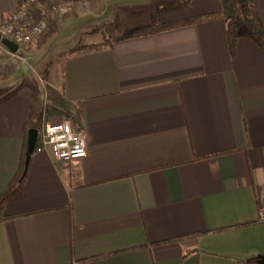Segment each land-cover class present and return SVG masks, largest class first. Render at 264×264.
<instances>
[{
	"label": "crops",
	"instance_id": "crops-1",
	"mask_svg": "<svg viewBox=\"0 0 264 264\" xmlns=\"http://www.w3.org/2000/svg\"><path fill=\"white\" fill-rule=\"evenodd\" d=\"M20 1L0 0V20ZM247 1L252 22L237 27L233 53L227 0L31 7L28 17L48 20L43 37L58 58L46 69L53 114L70 118L87 152L64 162L35 151L14 180L27 130L44 116L23 89L0 97V264H259L264 45L252 34L264 43V0ZM206 14L217 17L121 38ZM70 35L111 41L70 45Z\"/></svg>",
	"mask_w": 264,
	"mask_h": 264
},
{
	"label": "built area",
	"instance_id": "built-area-1",
	"mask_svg": "<svg viewBox=\"0 0 264 264\" xmlns=\"http://www.w3.org/2000/svg\"><path fill=\"white\" fill-rule=\"evenodd\" d=\"M39 0H21L7 20H0V68L4 64L20 58V53L11 51L1 40L5 37L26 49L37 36L48 28L49 22L44 17H28L31 7ZM61 10L65 6H61ZM38 129V138L34 152L50 150L54 158L64 162H78L86 155V143L82 133L76 130L71 120L43 121ZM258 221L264 222V208L258 211Z\"/></svg>",
	"mask_w": 264,
	"mask_h": 264
},
{
	"label": "rangeland",
	"instance_id": "rangeland-1",
	"mask_svg": "<svg viewBox=\"0 0 264 264\" xmlns=\"http://www.w3.org/2000/svg\"><path fill=\"white\" fill-rule=\"evenodd\" d=\"M228 1L232 2L231 8H229L230 11L235 13L238 10V3L240 0H227V2ZM111 26L113 28L115 27L116 33H118V25L111 24ZM46 32L47 31L40 36L41 39L39 41L32 40L26 49L22 50V48L19 47L17 52H21L20 58L1 66L0 97L10 92L23 89L27 94H32L34 100L36 99L37 102L39 101L41 103L40 111L44 116V121H58V115L53 114L56 112L51 106L54 97L51 88L46 84V81H49L47 77L48 70L46 69L50 68L51 63L57 61L58 58L55 56L54 48L48 44V38L43 37ZM64 40L65 43L67 42L71 45L76 42L89 43L92 41H104V38L93 37L86 40L83 35H81L80 38L70 35ZM40 79L41 81H39ZM68 118V116H65L64 119L61 120H67Z\"/></svg>",
	"mask_w": 264,
	"mask_h": 264
},
{
	"label": "trees",
	"instance_id": "trees-1",
	"mask_svg": "<svg viewBox=\"0 0 264 264\" xmlns=\"http://www.w3.org/2000/svg\"><path fill=\"white\" fill-rule=\"evenodd\" d=\"M238 6H239L238 10L235 13L226 17V36H227V42H228L229 49H230L231 53L234 52L235 42H236V38H237V31H236L237 27L239 25H243V24L250 26L251 22H252L251 19L249 18V12L251 10V5L248 3V1L247 0H240V2L238 3ZM216 17H217L216 14H206V15H197L194 17L185 18V19L176 20V21H171V22L150 23V24L135 28V29L127 32L126 34L121 36V38H129V37H135V36H141V35L154 34V33L160 32V31H165V30L176 28V27H181V26L195 24V23H199V22H203V21H208V20L214 19ZM252 35H253L254 40L259 45H262V46L264 45L262 38H261V32L260 31L255 32ZM110 41L111 40H104L101 42H96V43L90 44L88 47L106 44V43H109ZM19 53L21 55V52H19ZM25 150H26V140H25L24 149H23L22 154H21L20 166H19V169H18V171L14 177V180L22 178V172L24 170ZM4 199H5V197H2L0 199V221L6 219L8 217L3 213ZM182 237L183 236L169 238V239L163 240V242L180 240V239H182ZM107 255H102L100 257H104Z\"/></svg>",
	"mask_w": 264,
	"mask_h": 264
},
{
	"label": "water",
	"instance_id": "water-1",
	"mask_svg": "<svg viewBox=\"0 0 264 264\" xmlns=\"http://www.w3.org/2000/svg\"><path fill=\"white\" fill-rule=\"evenodd\" d=\"M1 40L11 51H17L18 46L16 43L5 37L1 38ZM37 138H38V129L36 127L29 128L27 130L24 170L22 172V177L25 175L27 171L29 160L34 152ZM257 259L259 264H264V254L259 255Z\"/></svg>",
	"mask_w": 264,
	"mask_h": 264
}]
</instances>
